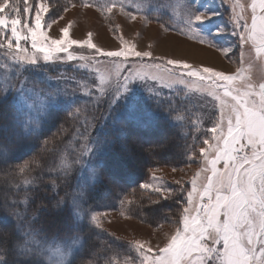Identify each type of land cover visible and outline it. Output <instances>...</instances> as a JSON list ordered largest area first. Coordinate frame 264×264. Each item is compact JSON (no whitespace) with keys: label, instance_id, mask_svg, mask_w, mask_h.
Wrapping results in <instances>:
<instances>
[{"label":"snow or ice","instance_id":"6c2138e0","mask_svg":"<svg viewBox=\"0 0 264 264\" xmlns=\"http://www.w3.org/2000/svg\"><path fill=\"white\" fill-rule=\"evenodd\" d=\"M221 3L228 6L226 21L218 19L222 13L214 0H177L182 26L175 30L190 44L228 59L236 65L233 71L138 51L122 35L118 49L105 50L93 42L91 32L83 39L72 38L73 21L59 29L58 38L49 34L57 19L76 7L98 4L102 14L118 11L135 21L137 14L128 7H136V0H22V8L21 0H0V53L10 61L4 65L10 71L0 90V109L9 95L14 97L10 116L0 120V176L4 178L0 181V264H264V0ZM171 4L172 0L155 4L149 0L147 14L140 19L150 22L155 10L160 13L155 17L160 28L172 30L175 26L163 19ZM53 10L60 13L57 19L50 18ZM111 30L117 32L119 25ZM226 34L236 36V44L224 39ZM237 48L239 55L233 59ZM58 63L86 70L87 78L39 72L43 65ZM102 65L107 74L100 71ZM29 71L38 72L35 81L26 75ZM61 81L77 84L71 96L67 87H59ZM143 89L157 105L161 89L176 95L183 91L185 96L199 93L205 101L201 107L207 108L210 98L215 113L214 118L209 115L204 146H188V160L199 163L189 179H174L173 187L156 175L157 170H150L154 183L139 184L142 198L120 200L119 215L127 219L138 215L142 222L160 217L162 201L173 200L179 206L172 231L164 233L162 245L155 246L139 238L116 237L104 226L106 213L85 208L98 187L117 179L106 172L114 152L135 159L168 148L167 136L160 142L130 140L132 128L153 129L159 121L156 110L144 106ZM77 91L88 98L85 104L78 103ZM105 100L99 116L85 117L83 131L76 127L73 133L86 141L84 150L71 160L59 154L55 165L57 146L73 127L70 118L89 106L99 109ZM174 110L170 104L166 111ZM24 146L36 151L17 162ZM85 155L89 157L86 168ZM37 171L39 175L24 179L29 188L23 196L13 199L9 193L18 191V185L12 184L16 176ZM61 185L72 191L61 196ZM33 203L36 208L29 214ZM152 223L163 229L156 219ZM104 234L125 239L128 254L101 240Z\"/></svg>","mask_w":264,"mask_h":264},{"label":"rangeland","instance_id":"374dc122","mask_svg":"<svg viewBox=\"0 0 264 264\" xmlns=\"http://www.w3.org/2000/svg\"><path fill=\"white\" fill-rule=\"evenodd\" d=\"M63 3V0H61ZM153 4L155 3H167L168 0H151ZM177 0H172V4L164 10L163 19L168 21L170 24L174 25L175 28L169 31H165L160 28L159 22L155 19L160 13L153 10L150 16V22H145L140 19L142 15L147 14L149 8V0H136V7L129 6L128 11L135 12L137 14V19L135 21L131 20L130 17L115 11L112 14H102L98 11L97 6L89 8H70L67 13H63L64 19H57L60 14L57 10H53L49 15L51 19H57V22L53 24L51 29H49V34L53 37L59 36V29L68 24L69 21H73L72 27L70 28V33L72 38L83 39L86 38V34L91 32L93 34V42L104 48L105 50H116L121 46L119 37L122 35L123 38L135 44L138 51L151 50L154 55H166L169 57H180L187 58L190 62L194 63H205L208 65L215 66L225 71H233L236 67L235 64L231 63L228 59H225L219 53L211 49H206L199 46H194L186 40L185 37L181 36L179 32L175 29H178L182 25L179 23V17L182 15V9L176 7ZM201 2H206V0H201ZM98 3H103V0H98ZM215 7L222 15L218 18L221 21H226L228 18V12L225 9L228 7L225 4L221 3V0H214ZM250 9H248V14L250 15ZM172 17L169 20V17ZM119 25V30L113 32L111 29ZM111 26V27H110ZM227 41L236 44L237 37L230 34H226L224 37ZM85 53L87 50H84ZM239 55V48L236 49V56L233 59H236ZM10 61L0 53V68L2 69V79L5 81V73L9 72L10 69L4 67V65L9 64ZM141 63V62H137ZM63 68H69L71 71L64 73L66 75L75 74L78 79L87 78V71L74 70L71 63L69 64H56ZM101 72L107 74V70L102 65L100 68ZM123 71V69H121ZM115 68L111 69V74L113 81L115 80ZM58 77V76H54ZM151 83V82H150ZM59 87L68 88V95H72V90L77 88V84L74 82H64L61 81ZM177 88H182V86H177ZM168 90V89H165ZM76 95L85 98L82 93L79 91L76 92ZM142 95H148L147 89L141 91ZM180 96L182 99L190 104V107L195 109V116L197 123L201 126L204 125L205 128L211 126V120L209 115L214 118V110L211 105L210 98L208 100L207 108H202L201 105L205 103L204 100L200 99L199 93H188L187 96L184 95L181 91ZM101 104H106V100L102 101ZM184 105H188L184 102ZM189 107V106H187ZM189 107V108H190ZM191 115V114H190ZM194 117V116H193ZM195 123V122H194ZM202 127V128H204ZM155 140L161 141L163 136L158 135ZM154 139H151L153 141ZM204 146L203 144L198 147ZM197 147V148H198ZM82 152V151H80ZM78 155V154H77ZM197 155L198 152H197ZM87 155L84 157L85 168L87 166L88 160ZM142 159H145V155H142ZM129 159L127 156L122 154L121 163L124 164L125 160ZM133 160V159H132ZM137 160V159H136ZM139 161V160H138ZM136 162V161H134ZM81 166H79L80 168ZM199 167L198 161L192 163L189 167V164L177 168L176 172H172L173 167L160 166L153 167L149 169V176L146 180L142 182L154 183L152 180V173L150 170H157L156 175L163 177L164 180L170 185L175 187L172 183L174 179L184 178L185 180L189 179L195 170ZM79 175L82 172H78ZM124 183V181H123ZM123 184L117 183V186H122ZM190 187V185H187ZM122 190L117 188L114 190L113 195L109 198V193L102 194L100 197V204L89 211H98L101 213H106V218L104 219V226L109 230L110 233H115V236L126 238V240H131L134 238L143 239L150 242L153 246L156 244H163L165 240L164 233H170L173 228L172 221L176 219L173 215V219L170 224H162L163 229L161 230L157 226L149 225L137 218L127 219L119 215L120 210V200H121ZM174 202L173 200H171ZM175 203V202H174ZM127 215V214H126ZM125 240V239H122ZM125 240V241H126Z\"/></svg>","mask_w":264,"mask_h":264},{"label":"trees","instance_id":"16d2710c","mask_svg":"<svg viewBox=\"0 0 264 264\" xmlns=\"http://www.w3.org/2000/svg\"><path fill=\"white\" fill-rule=\"evenodd\" d=\"M62 3L61 0H59ZM23 7L21 0V8ZM71 70L69 68H63L57 66L56 64L52 65H43L39 72H46L48 76L54 77L59 76L61 73H68ZM2 69L0 68V90L3 89L5 85V81L2 79ZM28 77L35 81L38 77V72L29 71L26 73ZM162 98L157 105L156 100L148 99V95H142L144 99V106L151 110L155 109L158 116L159 121L156 124V127L153 129H131L130 140H134L135 143L141 144L145 142H160L159 140H155L158 135L167 136L168 137V148L156 155H145V159H142V155L137 156L135 159H127L125 163H121L122 154L119 152H114L110 160L108 161L106 172L111 176L115 175L117 179L114 182H110L108 180L105 181L103 186L98 187L96 192L93 194L92 199L89 201L85 208L90 210L100 204V197L102 194L109 193V198L113 195L116 187L121 188L122 195L121 199L124 197H129L130 199H141V191L139 189V184L141 181L146 180L149 176V169L153 167L160 166H168L180 168L187 164L195 163L196 161L188 160V152L189 145L195 144L196 147L202 145V139L207 135V128L197 123V119L195 116V109L190 107V104L186 101V99H182L180 96L176 95L174 92H170L169 90L161 89ZM78 96V95H77ZM80 97V96H79ZM14 97L12 95L8 96L7 102L2 109H0V120L7 119L11 114L12 104ZM88 100L87 97H80L78 103L85 104ZM184 102L187 103L189 107L184 105ZM175 105L174 111H166L169 109V105ZM106 104H101L99 109L93 110L91 106H89L85 111L77 117L73 116L69 120V124H72L73 127L70 129L69 134L66 139L57 146V159L54 164L58 165L59 163V154H63L68 157L69 160L74 159L80 151L84 150V146L86 141H84L80 137H74L73 133L75 132L76 127L82 128V121L85 117L99 116L100 112L103 111ZM189 109V111H185L184 109ZM191 114V115H190ZM63 115V114H61ZM171 116L172 119L169 120L168 117ZM182 117L181 120L176 121L175 117ZM194 116V117H193ZM195 122V123H194ZM204 127V128H202ZM52 132L56 131V128L53 127L51 129ZM151 139H154L151 141ZM30 146H24L19 150L20 160L17 162H23L28 156L32 155L33 152L36 151L35 148L29 150ZM27 154V155H25ZM85 157V156H84ZM83 157V159H84ZM87 160L89 161V157ZM137 159V160H136ZM139 160V161H138ZM136 161V162H134ZM47 165V162H45ZM79 168V166H76ZM39 175V172H33L31 175H21L18 174L15 180L12 182L13 186L18 185V191L10 192L9 195L12 196L13 199H17L23 196L25 189H28L29 186L23 183L24 179H31L32 176ZM74 175H79L78 172L74 173ZM44 179L48 180L49 176L45 172ZM4 178L0 176V181H3ZM124 181V183H123ZM73 185L75 181H72ZM117 183L123 184L122 186H117ZM48 188L51 185H47ZM59 194L61 196L64 195L65 191L71 192L72 188H65L63 185L58 189ZM39 201H37L38 203ZM46 202V201H45ZM147 204V201H144ZM131 207L138 208V205H132ZM21 210H23L24 205H20ZM36 208V203L31 204L28 207L29 214ZM120 210L121 206H120ZM127 214V213H126ZM179 214V206L172 202L171 200L162 201V205L160 207V217H148L144 223L149 225L157 226L156 223H152L153 219L157 220L158 224H170L173 219V215H175L176 219H178ZM167 217V219H165ZM133 218H137L139 220L140 217L134 216ZM117 237V236H116ZM101 240L107 241L114 250L119 251L122 255L128 254L127 244L125 240H117L115 237L109 236L108 234H104L100 237Z\"/></svg>","mask_w":264,"mask_h":264}]
</instances>
